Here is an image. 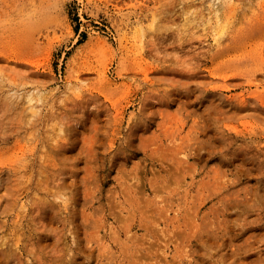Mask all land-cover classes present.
Wrapping results in <instances>:
<instances>
[{"label":"rangeland","instance_id":"rangeland-1","mask_svg":"<svg viewBox=\"0 0 264 264\" xmlns=\"http://www.w3.org/2000/svg\"><path fill=\"white\" fill-rule=\"evenodd\" d=\"M0 264H264V0H0Z\"/></svg>","mask_w":264,"mask_h":264}]
</instances>
